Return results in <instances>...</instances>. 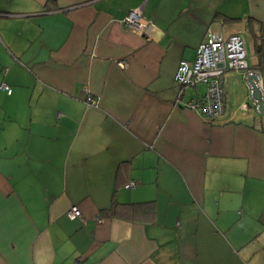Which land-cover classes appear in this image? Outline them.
Listing matches in <instances>:
<instances>
[{"label":"crops","instance_id":"1","mask_svg":"<svg viewBox=\"0 0 264 264\" xmlns=\"http://www.w3.org/2000/svg\"><path fill=\"white\" fill-rule=\"evenodd\" d=\"M209 30L264 90V0H0V264H264V111L241 71L212 118L174 80Z\"/></svg>","mask_w":264,"mask_h":264},{"label":"built area","instance_id":"2","mask_svg":"<svg viewBox=\"0 0 264 264\" xmlns=\"http://www.w3.org/2000/svg\"><path fill=\"white\" fill-rule=\"evenodd\" d=\"M121 22L142 35L148 34V29L153 26L151 19L144 16L142 5L130 8L121 18ZM118 64L123 67L125 61L119 60ZM227 70L241 71L245 77L247 74L256 71L252 68L248 57L245 39L240 31L222 36L209 30L196 46L194 60L192 62L185 59L180 60L175 70L174 80L180 91L186 86H195L198 83L206 85L203 96L191 99L184 105L209 118L223 113V75ZM257 86L262 90L260 79ZM0 87L8 93L11 91V87L5 82H1ZM85 103L95 105L96 101L91 95H87ZM134 184L133 181H129L125 187H133ZM66 215L68 218L74 219L81 216V210L74 204L67 209ZM100 220L98 219V221Z\"/></svg>","mask_w":264,"mask_h":264},{"label":"water","instance_id":"3","mask_svg":"<svg viewBox=\"0 0 264 264\" xmlns=\"http://www.w3.org/2000/svg\"><path fill=\"white\" fill-rule=\"evenodd\" d=\"M245 80L251 88L250 93H251L252 98L257 102V107H256L257 110L264 111V97H262V95H264V90H261L257 86V82L259 80L258 73L255 71V72L247 74V76L245 77Z\"/></svg>","mask_w":264,"mask_h":264},{"label":"trees","instance_id":"4","mask_svg":"<svg viewBox=\"0 0 264 264\" xmlns=\"http://www.w3.org/2000/svg\"><path fill=\"white\" fill-rule=\"evenodd\" d=\"M252 68L255 69L254 66ZM126 206H129L128 203H122V204H120V203H117L116 201H113L112 202V205L110 207H108L107 209H104V211H106L110 215H115V214H118V212L120 211V209H123Z\"/></svg>","mask_w":264,"mask_h":264},{"label":"rangeland","instance_id":"5","mask_svg":"<svg viewBox=\"0 0 264 264\" xmlns=\"http://www.w3.org/2000/svg\"><path fill=\"white\" fill-rule=\"evenodd\" d=\"M199 85H204V86H205V89H206V85H205L204 83H202V84H199Z\"/></svg>","mask_w":264,"mask_h":264}]
</instances>
